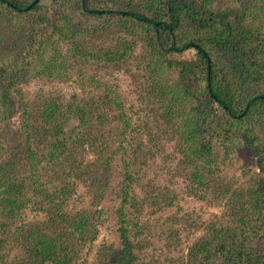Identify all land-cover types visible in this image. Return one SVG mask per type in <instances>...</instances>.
Masks as SVG:
<instances>
[{"label":"trees","instance_id":"obj_1","mask_svg":"<svg viewBox=\"0 0 264 264\" xmlns=\"http://www.w3.org/2000/svg\"><path fill=\"white\" fill-rule=\"evenodd\" d=\"M133 2L52 0L59 16L56 25L43 0H0V264H74L79 248L93 243L100 233L97 220L102 214L97 217L89 210L67 214L64 207L78 181L88 184L94 197L102 199L111 178L106 155L112 144L107 136L124 134L121 117L129 125L120 96L108 86L99 95L89 90L87 96L72 95L69 101L65 96L50 95L31 107L19 131L12 123V98L23 100L20 84L27 74L20 59L41 24L60 37L59 48L52 50V62L44 65V76L55 77L58 66L71 58L102 63L125 59L129 42L124 38L115 39L113 49L100 47L92 38L99 25L107 30L106 23L113 21L135 24L142 27L143 34L148 33L157 66V55L179 56L169 68L175 67L180 83H188L186 92L203 84L190 118L181 111L177 120L174 110L158 107L163 109L162 119L174 131L173 136L178 133L171 142L175 141L174 151L181 156L180 167L188 173L185 178L190 183L189 194L196 196L203 190L217 201L228 198L226 207L239 221L229 228L208 225L183 257V264H264V0H139L138 7ZM157 74L145 71V82L139 84L145 97L161 93L163 81ZM116 110H122L121 114L110 116ZM111 117L119 129H108ZM206 118L212 120V127L202 128ZM245 126L247 129H240ZM214 133L229 140L230 136L237 138L242 145L235 146L238 153L244 150L259 155L261 173L256 182L249 180L248 188H223L216 169L219 159L212 143ZM156 143H147L148 150L139 147L133 155L131 161H139L141 170L149 165L153 157L150 154L156 155L167 146ZM86 152L96 157L94 163L87 161ZM135 163L130 165L134 167ZM136 182L133 169L126 170L120 210L125 248L121 252L103 251L100 264H134L137 259L134 241L125 226L126 208L131 206L136 213L141 211V201L151 203L144 201L149 193L143 200H139L138 192L133 196ZM150 197L154 207L174 204L165 193ZM30 206L47 213L53 223L47 222L44 229L19 226L23 212ZM193 226L195 229L197 224ZM186 227L191 228V221ZM170 231L177 236L173 228ZM14 241L20 250L12 255L10 246Z\"/></svg>","mask_w":264,"mask_h":264},{"label":"rangeland","instance_id":"obj_2","mask_svg":"<svg viewBox=\"0 0 264 264\" xmlns=\"http://www.w3.org/2000/svg\"><path fill=\"white\" fill-rule=\"evenodd\" d=\"M138 1L134 0L132 5L138 7ZM51 3L52 0H43L42 4L48 5L46 7L48 16L52 22L59 25V16ZM31 19H33V15L30 16ZM93 22L94 25L95 21ZM106 25L107 30L99 25L98 32L92 34L94 42L105 49H113L115 39L124 38L125 42H129L128 54L125 59L105 60L102 63L100 60L91 58L88 62L71 58L67 64L58 66L57 71H54V75L57 76L48 77L44 76L46 73L44 65L47 62H52L54 54L52 50L58 49L61 43L57 32L53 33L52 28L48 29L45 27L46 25L41 24L39 33H36L32 44L28 46L23 58L20 59L21 68L26 71L27 75L24 76V82L20 84L23 100L18 96L12 98L15 103L12 123L15 129L21 130L25 119L26 121L28 119L31 107L38 100H45L50 95L65 96V99L69 101L72 95L79 98L82 95L87 96L89 90L94 91L92 95H99L104 86L114 89L113 91H116L120 96V101L124 104L123 115L125 114V120L129 125L126 126L123 117L120 116L122 121L119 120V124L121 126L124 124L126 129L124 134L120 136L121 132L107 133L109 134L107 140L112 144L111 150L109 149L106 155V160L110 159L111 178L106 189L102 191V199L99 200L98 195L94 197L88 184L78 181L72 193V199H67L65 203L64 212L67 214H76L84 210H89L91 214L97 213V217L102 214V218L97 220L100 231L97 239L93 243L83 244L79 248L74 264H100L99 255L103 251L121 252L125 248L120 223V210L123 207L122 181L125 178L126 170L131 171L132 169L137 174L136 184H138L135 186L133 196L138 192L139 200H143V197L149 193L148 198L144 201L150 202L152 205L151 195L165 193L168 198L174 201L172 206L162 208L144 204L141 201V211L136 213L131 206L126 208L125 226L130 230L132 237L130 239L134 241L135 245L133 253L137 255L134 264H183V257L186 256L193 243L203 235L208 225H215L219 229L229 228L236 226L239 221V217L226 207L228 198L217 201L203 190L196 192V196L189 194L190 183L185 178L188 173L180 167L181 156L174 151L175 141L171 142L172 139L178 137V133L175 134V137L173 136L174 131L167 125L165 119H162L163 109L159 110V107L166 106V109L174 110L177 120L181 118V111H184L190 118L194 114L193 109L197 99L203 93V84L200 83L198 89L192 86L191 92H186L189 88L188 83H180L175 67L174 69L169 68L175 60L179 59L177 55H157L160 58L159 66H157L156 60L151 56L155 54L149 46L151 40L146 31L143 34L142 27L118 21H113L112 24L106 23ZM44 43H47L48 46H43ZM61 47L63 48L62 45ZM64 49L67 50L68 46H64ZM144 57L145 59H143ZM147 70L158 73V79L163 81L161 93L156 91L150 97H145L139 86L140 82L144 81L143 77ZM200 81L202 82V77H200ZM145 86L147 87V85ZM175 94L179 96L176 97ZM179 97L184 98L180 101ZM177 111L180 113L177 114ZM121 112L122 110H116L110 116L120 115ZM199 119V117L195 118V121L197 122ZM111 120L113 121L112 128L108 129L113 131L119 129L117 123H114L113 117ZM73 123L75 124V122ZM163 123L167 125L169 131H166ZM207 127H212L210 118H206L202 123V128ZM248 128L251 127L248 126ZM240 129L244 130L247 127ZM230 137L232 140L226 139L224 135L214 133L212 143L219 159L216 168L217 175L223 180V188L231 185L233 190L246 189L249 187V180L256 179L253 180L256 182L257 174L261 173L258 163L259 155L244 150H242L243 153H238L235 151L237 150L235 146L242 145L237 138ZM152 141L159 142V144L156 143L157 146L165 144L167 146L164 151L156 155L150 154L153 157L149 158V165L142 166L141 170L138 165L139 161L135 163L131 160L139 147L148 150L146 145ZM86 153L87 161L94 163L96 157L92 152ZM132 163H135L134 167L130 165ZM45 166L42 165V167ZM164 166L166 168L162 171L161 167ZM71 181L74 182V179ZM187 221H191V228L187 229ZM47 222L53 223L47 213L30 206L23 212L19 226L44 229ZM166 223L171 225L163 226ZM194 224H197L195 229ZM171 228L177 231L176 237L172 235ZM134 237H137L136 240ZM17 244L14 241L10 246L12 255L20 250V246Z\"/></svg>","mask_w":264,"mask_h":264}]
</instances>
